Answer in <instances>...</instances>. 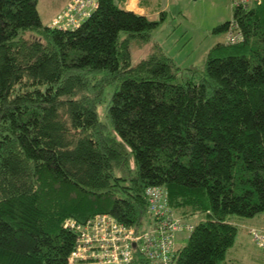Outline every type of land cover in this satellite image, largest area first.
I'll return each mask as SVG.
<instances>
[{
  "label": "trees",
  "instance_id": "obj_1",
  "mask_svg": "<svg viewBox=\"0 0 264 264\" xmlns=\"http://www.w3.org/2000/svg\"><path fill=\"white\" fill-rule=\"evenodd\" d=\"M233 10L243 40L181 69L115 0L74 31L0 0V264H68L69 219L147 228L149 186L194 227L175 264L224 262L231 217L264 215V3Z\"/></svg>",
  "mask_w": 264,
  "mask_h": 264
},
{
  "label": "built area",
  "instance_id": "obj_2",
  "mask_svg": "<svg viewBox=\"0 0 264 264\" xmlns=\"http://www.w3.org/2000/svg\"><path fill=\"white\" fill-rule=\"evenodd\" d=\"M233 9L247 10L264 0H230ZM99 0H70L48 25L51 29L74 31L92 17ZM227 45L243 40L240 29L231 22ZM144 197L150 224L138 230L109 215H98L81 224L73 219L64 227L75 234L68 264H175L176 236L191 233L193 225L179 218L169 205L168 191L149 186ZM248 234L264 257V229L250 228Z\"/></svg>",
  "mask_w": 264,
  "mask_h": 264
},
{
  "label": "rangeland",
  "instance_id": "obj_3",
  "mask_svg": "<svg viewBox=\"0 0 264 264\" xmlns=\"http://www.w3.org/2000/svg\"><path fill=\"white\" fill-rule=\"evenodd\" d=\"M63 2L64 0H36V9L44 25L49 23L47 20L49 13L56 11ZM233 11L230 0L173 1L166 15L157 18L159 25L152 32L151 42L160 44L179 68H200L209 51L216 44L225 43L226 32L214 30L231 22ZM125 36L121 34V39ZM130 51L132 65L145 58L147 54V48H139L136 43L131 45ZM106 105L107 102L98 111V118L103 122H106L104 115ZM230 220L236 226L237 232L234 245L227 252L222 264H264V257L248 234L250 228L264 229V215L247 219L233 216ZM188 238V233L178 234L177 249L185 246Z\"/></svg>",
  "mask_w": 264,
  "mask_h": 264
},
{
  "label": "crops",
  "instance_id": "obj_4",
  "mask_svg": "<svg viewBox=\"0 0 264 264\" xmlns=\"http://www.w3.org/2000/svg\"><path fill=\"white\" fill-rule=\"evenodd\" d=\"M70 0H64L61 6L47 16L50 23L51 20L67 5ZM119 8L133 12L137 15L144 16L150 21H157V18H163L171 6V3L176 0H115ZM49 23L45 26H48ZM43 24V23H42ZM44 25V24H43ZM158 28V27H157Z\"/></svg>",
  "mask_w": 264,
  "mask_h": 264
}]
</instances>
